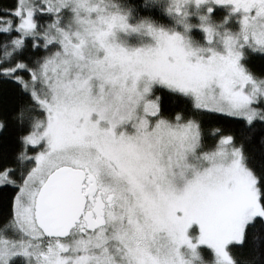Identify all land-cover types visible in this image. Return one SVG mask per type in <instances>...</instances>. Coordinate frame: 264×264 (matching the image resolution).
<instances>
[{
    "label": "snow or ice",
    "instance_id": "1",
    "mask_svg": "<svg viewBox=\"0 0 264 264\" xmlns=\"http://www.w3.org/2000/svg\"><path fill=\"white\" fill-rule=\"evenodd\" d=\"M0 264H264V0L0 4Z\"/></svg>",
    "mask_w": 264,
    "mask_h": 264
},
{
    "label": "trees",
    "instance_id": "2",
    "mask_svg": "<svg viewBox=\"0 0 264 264\" xmlns=\"http://www.w3.org/2000/svg\"><path fill=\"white\" fill-rule=\"evenodd\" d=\"M8 0H0V4H7Z\"/></svg>",
    "mask_w": 264,
    "mask_h": 264
}]
</instances>
